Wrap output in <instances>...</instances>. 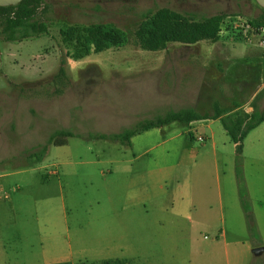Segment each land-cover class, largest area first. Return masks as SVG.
I'll return each instance as SVG.
<instances>
[{
	"label": "rangeland",
	"instance_id": "374dc122",
	"mask_svg": "<svg viewBox=\"0 0 264 264\" xmlns=\"http://www.w3.org/2000/svg\"><path fill=\"white\" fill-rule=\"evenodd\" d=\"M45 1L48 35L10 43L0 34V239L19 251L12 263L37 262V219L50 208L54 237H61L66 209L74 243L99 247L108 259L227 264L230 256L264 264V254L253 253L264 247V122L244 139L240 159L252 220L240 201L236 145L221 120L151 129L131 145L91 137L120 133L171 110L212 115L214 103L223 116L264 112V42L246 27L262 7L236 0ZM161 8L197 19L227 14L219 41L142 50L135 31L145 14ZM99 23L126 31L129 43L80 61L67 58L60 29ZM62 59L67 78L60 83L54 77ZM60 129L79 137L50 146L42 162L32 158ZM141 197L147 199V228L134 219L127 232L118 230L112 209L145 211L135 206ZM95 209L103 213L104 231L96 226Z\"/></svg>",
	"mask_w": 264,
	"mask_h": 264
},
{
	"label": "trees",
	"instance_id": "16d2710c",
	"mask_svg": "<svg viewBox=\"0 0 264 264\" xmlns=\"http://www.w3.org/2000/svg\"><path fill=\"white\" fill-rule=\"evenodd\" d=\"M255 1V0H236ZM47 11L45 0H23L17 6L0 7V34L6 42L16 43L29 39H37L49 34V24L43 19ZM262 14L248 21L252 29L261 35L264 42V9ZM227 14H216L202 17L184 15L168 8L158 9L154 13L144 15L142 22L135 31L137 45L144 51L158 52L165 50L169 44L179 43L183 45H195L203 41L217 42L220 39L222 25ZM63 44L67 47L66 57L73 61H80L92 54H99L112 48H121L129 43V35L126 31L111 24H92L90 26L69 25L60 29ZM66 60L62 59L58 73L54 80L63 83L67 78ZM214 113H200L193 108L171 110L152 119H145L120 133L96 134L93 139L119 141L122 144L131 145L133 137L158 129L173 123H180L193 128L194 125L208 124L215 120H221L222 125L232 141L236 145L238 162L236 174L239 184V196L243 209L252 220L248 195L243 183L241 171V154L243 141L247 135L264 122V112L234 113L223 116V111L218 103L213 104ZM76 136L66 129L54 131L47 143L39 151L31 154L37 162H42L49 153L50 146H65L68 139ZM192 137V135H191ZM57 264H71L57 263Z\"/></svg>",
	"mask_w": 264,
	"mask_h": 264
},
{
	"label": "crops",
	"instance_id": "0c3cea01",
	"mask_svg": "<svg viewBox=\"0 0 264 264\" xmlns=\"http://www.w3.org/2000/svg\"><path fill=\"white\" fill-rule=\"evenodd\" d=\"M129 171V170H128ZM131 199V198H130ZM146 201L147 199L141 197L139 198L138 203L135 204V206H140L145 211L140 210L139 212L134 211L132 205H124L121 209H112L114 212V215L112 218H110V221L114 222L115 224H119L118 230H123L124 232H127L130 229V224L133 222L134 219H138L140 224L143 225L142 228L145 226L147 228L148 223V214L149 211L146 207ZM44 218H38L37 222L40 226V235H41V250L39 253V259L37 262L28 263V264H57V263H66L69 262L71 264H136L135 259H127L123 258L122 256H118L114 259H108L110 257H105L104 250L97 247L93 251L86 248L84 243L79 242V239L76 243L72 240L70 237V227L68 224V213L66 209H62V212L60 213V223L59 227L61 232L60 239H57L58 236L54 237L53 232V222L50 216L52 214V209L45 208L43 210ZM98 210H94V220L96 223V226L99 231H104L106 229L105 226V220L103 219V213L98 214ZM122 211V212H119ZM109 228L112 230V228L109 225ZM115 227H113L114 229ZM80 229V230H79ZM78 231H82L81 228H79ZM219 239L225 238V233L223 231H220ZM14 244H11L10 241H5L3 239H0V264H22L18 259L12 263V254L19 255V251H12ZM121 254L124 253L123 247L118 250ZM93 254V255H92ZM264 252L261 254L263 255ZM260 255V256H261ZM93 256L95 258V261L90 262V258ZM241 258L240 257H234L230 258V256L227 257V264H232V260L236 264H241Z\"/></svg>",
	"mask_w": 264,
	"mask_h": 264
},
{
	"label": "water",
	"instance_id": "95a60500",
	"mask_svg": "<svg viewBox=\"0 0 264 264\" xmlns=\"http://www.w3.org/2000/svg\"><path fill=\"white\" fill-rule=\"evenodd\" d=\"M23 0H0V7L5 6H17ZM255 2L264 9V0H255ZM264 252V247H258L253 249V253L255 256H260Z\"/></svg>",
	"mask_w": 264,
	"mask_h": 264
},
{
	"label": "built area",
	"instance_id": "2783aa9c",
	"mask_svg": "<svg viewBox=\"0 0 264 264\" xmlns=\"http://www.w3.org/2000/svg\"><path fill=\"white\" fill-rule=\"evenodd\" d=\"M246 27H247V29L253 30L249 23H247ZM261 30L264 31L263 29H261Z\"/></svg>",
	"mask_w": 264,
	"mask_h": 264
}]
</instances>
